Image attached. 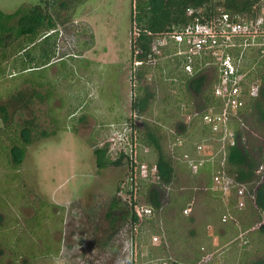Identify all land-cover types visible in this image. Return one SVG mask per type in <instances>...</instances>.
I'll list each match as a JSON object with an SVG mask.
<instances>
[{"label":"rangeland","instance_id":"1","mask_svg":"<svg viewBox=\"0 0 264 264\" xmlns=\"http://www.w3.org/2000/svg\"><path fill=\"white\" fill-rule=\"evenodd\" d=\"M36 3L0 0V10L12 13ZM132 8L133 0L86 1L70 23L57 28L56 62L18 78H11L17 70L9 62L0 76V107L12 110L11 95L31 90L32 80L44 83L43 92L49 96L15 116L20 124L33 120L35 128L24 162L13 167L7 154L0 156V264H239L242 259L249 264L264 258V233L258 232L264 214L255 211L249 196L239 211L231 208L233 202L227 208L230 196L238 198L235 189L226 196L211 187L217 162L194 175L183 159L185 154L209 157L219 142L208 127L204 130L203 120L194 118L207 109L203 98L196 95L190 101L184 89L179 90L177 57L154 62L158 68L141 86L151 87L155 99L141 97L133 109L138 90L132 80ZM260 13L264 4L255 15ZM261 57L254 50L243 64ZM206 74L214 88L216 71L206 69ZM118 111L122 117L111 119ZM246 119H241L242 125L256 128L250 116ZM123 122H135L141 131L160 128L164 151L173 155L176 169L172 186L159 190L161 207L134 226L121 219L123 207L111 209L127 166L98 169L94 156L96 148L113 146L111 126ZM43 132L48 135L43 137ZM250 139L255 146L264 143ZM199 145L203 149L197 152ZM137 148L142 160L156 161L157 155H147L141 142ZM257 174L264 179V167ZM147 187L140 193L142 203H150ZM224 214L231 219L223 223ZM130 246L136 251L133 257L125 251ZM207 253L209 263L200 260Z\"/></svg>","mask_w":264,"mask_h":264},{"label":"trees","instance_id":"2","mask_svg":"<svg viewBox=\"0 0 264 264\" xmlns=\"http://www.w3.org/2000/svg\"><path fill=\"white\" fill-rule=\"evenodd\" d=\"M86 1L88 0H37L36 4L20 7L12 13L0 10V76L8 70L6 67L9 62L13 65L12 68L17 70V74L11 78H16L22 74L25 77L29 72L45 68L56 62L57 60H53L56 59L54 41L57 36V28L60 25L65 26L70 23L78 6ZM259 3L260 0H133L132 38L134 26L138 30V36L132 48L133 50H140L139 61L147 62L153 44V35L179 29L188 24L191 20V17L187 15L188 9L202 10L201 14L208 19L219 14V9L235 15L252 16L255 15V7ZM62 53L64 52L62 51ZM178 60L181 73L177 79L180 85L179 90L184 89L190 101L196 95L203 98L207 109L194 115V118L202 122L203 115L209 109H218L220 102L213 95V88L208 83L206 69L203 67L204 63H196L194 71L189 74L183 68L184 61L179 58ZM156 67L157 65L152 63H143L133 68L132 80L134 87L138 90V95L132 105L134 110L136 100L141 97L148 101L155 99V92L151 87L148 85L141 86V83L148 79L149 74ZM254 73L255 76H261L264 79V66H259ZM26 79L29 80V78ZM30 80L32 79L30 78ZM32 82L31 90L18 89L11 95L9 103L12 105V110L7 105L0 107V119L3 124L0 129V156L3 153L7 154V161L13 167L20 166L24 162L26 150L34 142L32 133L35 130L33 120H26L20 124L15 120V116L21 110H28L35 100L44 102L49 97L48 93L43 92L46 87L44 83L39 84L35 80ZM242 114L243 118H241ZM247 116L253 119L256 128L247 124L242 125L241 119L245 122ZM235 121L236 123L233 122L235 125L232 123V126L237 136V143L228 147L227 171L237 184L245 186L255 211L264 214V179H261L257 174L260 168L264 167V143L255 146L250 139L252 137L255 140H264V87L261 96L258 99L248 101ZM202 125L204 130L208 129L204 123ZM159 129L138 130L139 141L148 149L149 154L147 153V155L154 153L157 155L154 163L148 162L158 166L160 175L159 184L147 187V198L154 209L161 207L158 200L159 190L172 186L176 178L173 155L164 151L163 136ZM255 129L261 136L257 134ZM41 135L46 137L48 133L43 132ZM94 156L98 169L124 165L123 155L115 160L110 157L109 145L96 148ZM143 160L146 159L143 158ZM120 187L121 185L118 188L119 191ZM117 195L111 205L112 211L116 210L117 206L123 207L125 210H122L124 215L121 219L125 223L129 219L131 225L134 226L137 219L130 210V206L121 200L118 191ZM154 199L155 201H153ZM111 214L108 213L107 217H110ZM259 218H261L260 215ZM116 229H119V225L116 226ZM258 232L264 233V223L261 224ZM201 259L203 260V257ZM240 261L239 264H243V259ZM174 264L183 263L175 262ZM249 264H264V258Z\"/></svg>","mask_w":264,"mask_h":264},{"label":"built area","instance_id":"3","mask_svg":"<svg viewBox=\"0 0 264 264\" xmlns=\"http://www.w3.org/2000/svg\"><path fill=\"white\" fill-rule=\"evenodd\" d=\"M262 4L264 0H260L255 7L256 11ZM201 13L202 10L188 9L187 15L191 17L188 24L179 29L154 34L147 62L139 61L140 50H134V68L143 63L154 64L161 58L173 56L184 61L183 68L189 74L194 71V66L198 62H203L205 69L213 68L216 71L217 80L214 83L213 95L219 100L220 105L218 109L212 108L205 113L202 120L217 137L218 149L206 158H192L191 155L185 154L183 159L194 175L200 174L207 165L213 166L217 162L219 169L211 174V187L226 196L235 189L238 198L236 206L242 209L246 205L248 195L245 186L237 184L227 171V151L228 147L237 143V136L232 126L233 118L238 117L248 101L258 99L264 87V79L254 75L258 67L264 65V13L247 17L219 9V14L209 19ZM137 36L138 30L134 26L135 41ZM254 50L262 57L255 63L244 65L249 53ZM138 130L135 122L113 124L111 126L113 146L108 145L112 159L124 156L123 161L128 171L121 184L119 197L130 206L137 223L141 224L145 219L155 215L151 203H142L140 200L142 187L159 184L160 175L156 164H149L138 155L137 147L140 142ZM202 149V145L196 147L197 152ZM226 205L228 208V202ZM190 210L191 205L184 212ZM230 219L229 214H224L222 222ZM153 241H158L157 235L153 237ZM130 247L129 251L128 248L126 250L130 253L129 257H133L136 251ZM210 256L207 253L203 257V262L211 261Z\"/></svg>","mask_w":264,"mask_h":264},{"label":"crops","instance_id":"4","mask_svg":"<svg viewBox=\"0 0 264 264\" xmlns=\"http://www.w3.org/2000/svg\"><path fill=\"white\" fill-rule=\"evenodd\" d=\"M120 113H121V112L118 111L116 114L111 115V119L116 118V117H117V119H118V118H121L122 115H121ZM123 118H124V117H123ZM123 118H122V119H123ZM217 193H218V192H217ZM231 202H233L231 208H233V207L235 208V207H236V209L239 211L240 209L236 206V199L233 200V199H232V196L229 197V202H228V204L231 205ZM246 202H248V198H246ZM225 204H226V203H225ZM234 204H235V205H234ZM228 208H229V207H228ZM237 210H236V211H237ZM207 218H208V217H207ZM208 219H209V218H208ZM199 221H201V220H199ZM209 227H210V226H209ZM209 262H210V261H209Z\"/></svg>","mask_w":264,"mask_h":264}]
</instances>
